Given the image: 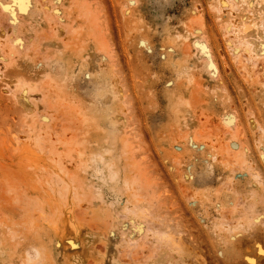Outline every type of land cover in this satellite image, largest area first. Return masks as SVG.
I'll return each mask as SVG.
<instances>
[{"label":"rangeland","instance_id":"1","mask_svg":"<svg viewBox=\"0 0 264 264\" xmlns=\"http://www.w3.org/2000/svg\"><path fill=\"white\" fill-rule=\"evenodd\" d=\"M231 1L241 62L216 0H0V264H264V0Z\"/></svg>","mask_w":264,"mask_h":264},{"label":"bare ground","instance_id":"2","mask_svg":"<svg viewBox=\"0 0 264 264\" xmlns=\"http://www.w3.org/2000/svg\"><path fill=\"white\" fill-rule=\"evenodd\" d=\"M244 2H246V12L248 14L247 18H249V24L250 25H254V22H253V15H252V11L250 9L247 10V7H251L252 4H254V1L255 0H242ZM257 1V0H256ZM260 2L262 0H259ZM211 6L214 8V10L217 12V13H227L228 16L230 17L226 22H224L222 24V29L225 30L224 31V34L226 33H231V35H233V37L229 38L228 40V46L233 49V53L236 55L235 58H237L240 62L243 61V59L241 60V53H238V52H235V48L234 46L237 45V39H236V34L238 33L236 31V29L241 26L243 27V29H246L248 27V24L245 25V23L243 24H240L237 22V18L234 14L235 12V3H233L231 0H216V3L214 4H211ZM88 11H87V10ZM85 11H87V13H89V10L87 7H86ZM94 11L93 13L91 14V12L88 14V15H92L91 19L93 17H95L94 15ZM258 22V21H257ZM243 25V26H242ZM255 26V25H254ZM236 32V33H235ZM256 44V43H255ZM256 47V45H255ZM256 49L254 48V44H250V45H247V44H244L243 48H242V53L244 52L245 53V56H246V59L248 62L252 60V53L255 51ZM255 53V52H254ZM241 54V55H240ZM213 67V66H212ZM214 68V67H213ZM225 126L229 127L230 125H228L227 123H224ZM126 136V135H124ZM198 136V133H196L194 135V138H197ZM36 138L38 139V137L36 136ZM123 142L126 146H129V143H128V140L127 138H123ZM133 143V142H132ZM131 143V144H132ZM133 146V145H132ZM133 148V147H132ZM130 159H131V167H132V170H133V174L130 175V177L128 178V184L130 187H132V192L134 195H147L149 197H153V193H154V189H152L151 185L149 184V180H148V176L143 172H141V159H138L135 157L134 154H130ZM55 178L53 179L55 184L59 187V192L62 195L65 194V192L69 189L70 190V193H71V196L72 197H75L76 194H77V191L74 189V187L71 186V184L68 182V181H64L61 177H59L58 175H55L54 176ZM141 230H144V226L141 227ZM169 236V235H168ZM168 236H157L158 238V242H163V243H170L172 248L173 249H180L181 247V241H180V238L178 237H168ZM146 249L142 246L141 243L139 244H134V245H131V244H127V249L125 251H127L129 254L131 253H134V254H138V253H144V254H147L148 252L145 251ZM143 255V254H142ZM28 260V259H27Z\"/></svg>","mask_w":264,"mask_h":264},{"label":"snow or ice","instance_id":"3","mask_svg":"<svg viewBox=\"0 0 264 264\" xmlns=\"http://www.w3.org/2000/svg\"><path fill=\"white\" fill-rule=\"evenodd\" d=\"M5 7H7V6H5ZM256 247L260 251V254L264 255V245L257 244Z\"/></svg>","mask_w":264,"mask_h":264}]
</instances>
